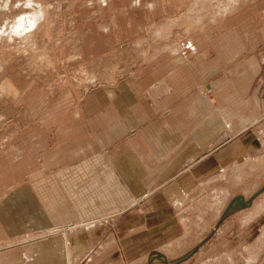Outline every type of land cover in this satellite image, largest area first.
Listing matches in <instances>:
<instances>
[{
  "label": "crops",
  "instance_id": "0c3cea01",
  "mask_svg": "<svg viewBox=\"0 0 264 264\" xmlns=\"http://www.w3.org/2000/svg\"><path fill=\"white\" fill-rule=\"evenodd\" d=\"M73 6L85 61H136L84 95L1 82L20 128L0 152V264H139L191 219L208 227L216 202L252 195L232 194V166L241 182L264 170V0L184 35L161 20L171 0ZM217 234L207 264H264V192Z\"/></svg>",
  "mask_w": 264,
  "mask_h": 264
},
{
  "label": "rangeland",
  "instance_id": "374dc122",
  "mask_svg": "<svg viewBox=\"0 0 264 264\" xmlns=\"http://www.w3.org/2000/svg\"><path fill=\"white\" fill-rule=\"evenodd\" d=\"M74 1L75 0H0V84L6 77H9L3 83V92L5 91L6 85L7 87L13 86L15 83L26 85L34 81L38 82L45 90L49 91L50 94H55L66 86L73 85L80 87L84 95L86 90L93 89L101 82H111L113 80L112 76L114 73H117V71L120 75L119 77L125 76L126 72L129 71L128 69L136 61V55L134 53L125 55L123 59L116 58L118 62L117 66H119L118 68L113 67L115 57L112 58L110 54L107 56V60L99 62L97 65H95V59L85 61L80 56L78 34L76 32V26L73 24L74 21H82L83 12L82 10L74 9ZM171 1L173 5L172 10L168 12L169 14L167 16L161 17V20L166 24L167 33H170L169 29L176 27L177 30H179V35L181 32L182 35H184L195 30L203 29L214 21L216 23L223 18L238 13V11L244 8L252 7L255 3L262 0ZM89 3H92V1ZM135 3L136 1L134 4ZM137 4L138 3H136V5ZM26 12L29 13V15ZM156 22H158V20ZM19 31H21V34ZM156 33H158V31ZM150 35H152V32ZM179 35L176 33V37H179ZM158 43L159 42L148 43L146 47L147 49H158ZM134 45V42H130L125 48L130 46L133 47ZM129 57H131V59H128ZM5 100L4 96L0 93V152L4 151L10 144L12 137L16 135L20 128L18 123L14 120L15 117L12 116ZM251 162L252 161L248 162L246 166L242 167L243 169H247L248 174L250 172L249 163ZM261 164L264 165V160H262V162L260 161L258 165ZM258 165L255 164L254 166ZM236 166H232L230 170L232 194L245 192L246 195H253L259 188L261 189L264 183L263 185H258V183L264 182V170L262 171V177L259 182L251 178L241 182L238 180L239 170L234 169ZM244 171L245 170H243V172ZM254 174H257V172H254ZM222 177L223 175H221V178ZM214 198H218V195L216 194ZM216 205L217 209L211 216L213 214L216 216V214L220 212L217 218L212 221L210 220L208 227L202 226L203 224L204 226L208 225V219L199 217L193 218L190 220V225H188V231L184 232L182 237L167 244H160L161 246L159 245L157 248L152 249L151 253L159 252L168 260H172L198 246L212 231H214L228 203L226 201L224 204L223 201H220L219 203L216 202ZM208 206L212 207L211 204ZM200 213H204V211L201 210ZM231 216L224 219L219 226ZM107 217L96 219L100 221L90 224L88 226L89 228L82 226L85 224L78 226L67 225L61 232L72 230L79 226L88 229L95 226L101 227L104 225L102 222L106 221ZM211 218L213 219V216ZM117 219L113 218L110 225L115 226ZM219 226L214 235L207 242L200 245L197 252L189 260L181 264H207L216 252L220 250L214 249L212 246L215 240L221 242L223 239L220 234H217ZM203 228H205L204 231H202ZM42 236L39 235L38 237ZM165 239L166 237L161 238L159 243L165 241ZM15 243L16 242L8 243L7 247ZM147 256L148 255H145L144 258L140 260L136 259V261H139V264H147ZM251 259H253V257H251ZM153 264L161 263L154 261Z\"/></svg>",
  "mask_w": 264,
  "mask_h": 264
},
{
  "label": "water",
  "instance_id": "95a60500",
  "mask_svg": "<svg viewBox=\"0 0 264 264\" xmlns=\"http://www.w3.org/2000/svg\"><path fill=\"white\" fill-rule=\"evenodd\" d=\"M262 192H264V185L261 187V189L259 191H257L253 195H251L248 199H245L241 195H237V196L233 197L230 200V202L228 203V205L226 206V208L224 209L222 215L220 216V219L218 221V224L215 226L214 231H212L204 241H202L198 246L194 247L192 250H190L187 253H185L184 255H182L178 258L172 259V260H168L163 254H161L159 252H152L148 256L147 264H153L154 261H157L161 264H181V263H184L185 261L189 260L197 252L199 246L202 245L203 243L207 242L214 235L218 226L220 225V223L224 219H226L227 217H229V216H231V215H233L239 211H242L244 209L249 208L252 205V202L254 201V199L258 195H260Z\"/></svg>",
  "mask_w": 264,
  "mask_h": 264
},
{
  "label": "bare ground",
  "instance_id": "6f19581e",
  "mask_svg": "<svg viewBox=\"0 0 264 264\" xmlns=\"http://www.w3.org/2000/svg\"><path fill=\"white\" fill-rule=\"evenodd\" d=\"M1 10H2V9H1ZM26 13H27V12H26ZM21 14H22V13H21ZM21 14H20V16H21ZM27 14L29 15V13H27ZM8 15H9V14H8ZM22 15H23V14H22ZM6 16H7V15H6ZM6 16H5V17H6ZM16 16H17V15H16ZM9 17H10V16H9ZM22 17H23V16H22ZM5 19H6V18H5ZM24 19H25V18H24ZM27 19H28V17H27ZM27 19H26V20H27ZM44 19H45V18H44ZM28 20H29V19H28ZM28 20H27V21H28ZM13 21H14V20H13ZM19 21H20V20H19ZM19 21H18V22H19ZM23 21H24V20H23ZM27 21H26V22H27ZM18 22H16V23H18ZM24 22H25V21H24ZM27 24H28V23H27ZM13 26H14V25H13ZM17 26H18V25H17ZM12 29H13V28H12ZM14 29H15V28H14ZM22 29H23V28H22ZM15 31H16V29H15ZM13 33H14V32H13ZM15 33H17V32H15ZM19 33L21 34V31H19ZM24 35H26V34H24ZM21 43H22V42H21ZM83 226L88 227L89 225L85 224V225H83ZM73 229H74V228H73ZM73 229H72V230H73Z\"/></svg>",
  "mask_w": 264,
  "mask_h": 264
}]
</instances>
